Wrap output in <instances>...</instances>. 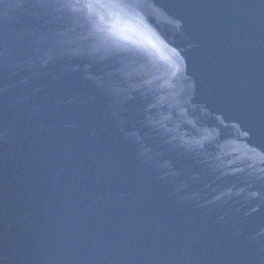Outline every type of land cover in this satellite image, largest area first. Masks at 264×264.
<instances>
[{"label": "water", "instance_id": "1", "mask_svg": "<svg viewBox=\"0 0 264 264\" xmlns=\"http://www.w3.org/2000/svg\"><path fill=\"white\" fill-rule=\"evenodd\" d=\"M65 2L0 0V264H264V0Z\"/></svg>", "mask_w": 264, "mask_h": 264}, {"label": "snow or ice", "instance_id": "2", "mask_svg": "<svg viewBox=\"0 0 264 264\" xmlns=\"http://www.w3.org/2000/svg\"><path fill=\"white\" fill-rule=\"evenodd\" d=\"M66 8L71 9L72 11H77L84 14L85 19L91 20L98 9H119L125 7L124 0H66L63 5ZM103 31V30H100ZM118 33H109L107 35H99L97 33L93 34V38L97 41L96 51L91 53L85 52L82 55L94 56L96 52L100 49H105L107 55L102 56V59H108L112 54L114 47H119L116 43V37Z\"/></svg>", "mask_w": 264, "mask_h": 264}]
</instances>
